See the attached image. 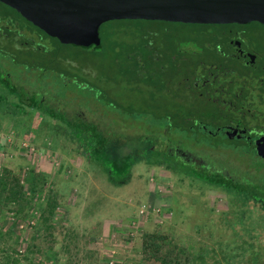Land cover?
<instances>
[{"label": "rangeland", "instance_id": "rangeland-1", "mask_svg": "<svg viewBox=\"0 0 264 264\" xmlns=\"http://www.w3.org/2000/svg\"><path fill=\"white\" fill-rule=\"evenodd\" d=\"M112 23L122 25L127 36L134 33L147 48L148 56L137 52V67L125 56L114 59L108 46L62 44L18 20L16 25L28 33L30 49L1 45L0 68L12 73L17 86L41 93L46 104L69 119L95 123L110 142H118V153L136 151L131 184L123 191L108 188L64 135L54 142L52 132L37 138L0 115V179L7 187L6 199L0 196V226L12 227L11 239L19 231L17 250H25L28 257L36 254L41 264H153L144 256L158 244V254L171 252L180 264H264V205L138 158L148 141L158 148L163 139L184 136L166 130L163 118L170 108L185 103L165 92L167 73L160 71L165 61L158 62L151 51L162 44L163 49H195L196 42L210 41L207 37L215 26L149 20ZM37 118L50 121L38 112L35 123ZM204 143L212 150L217 146ZM225 146L230 147H218ZM181 147L206 159L210 173L219 169L237 182L264 183V161L243 167L228 160L220 148L215 155L199 144ZM164 159L168 158L161 156L156 162ZM16 190L19 196H7Z\"/></svg>", "mask_w": 264, "mask_h": 264}, {"label": "flooded vegetation", "instance_id": "flooded-vegetation-1", "mask_svg": "<svg viewBox=\"0 0 264 264\" xmlns=\"http://www.w3.org/2000/svg\"><path fill=\"white\" fill-rule=\"evenodd\" d=\"M0 8L6 10L4 13L0 9V46L11 44L23 52L29 51L28 33L25 28L16 25L18 20L47 35L1 1ZM197 25L215 26L216 31L209 34L207 38L210 41L204 45L199 41L195 49H163L162 44V48L157 45L151 51L157 61H165L160 70L167 73L165 79L163 77L167 84L165 92L179 104L185 103L170 108L163 118L168 122L166 130H177L184 136L163 139L160 142L162 146L158 148L148 141V146L142 145L139 152L149 149L157 160L161 156L171 159L190 174L231 176L219 169L210 173L206 159L181 146L199 144L209 152L216 151L212 152L215 155L221 149L228 160L241 162L243 167L254 160L264 161V23L249 21ZM22 37H26L24 41ZM37 50H40L39 46ZM2 71L10 73L5 68H0ZM8 76L12 79V75ZM191 100L194 105H190ZM141 140L146 143L147 138L143 136ZM205 141L216 144L213 147L215 150ZM251 183L264 187L262 182L252 180ZM251 189L249 192L253 194L255 190ZM259 203L264 205L263 200H259Z\"/></svg>", "mask_w": 264, "mask_h": 264}, {"label": "trees", "instance_id": "trees-1", "mask_svg": "<svg viewBox=\"0 0 264 264\" xmlns=\"http://www.w3.org/2000/svg\"><path fill=\"white\" fill-rule=\"evenodd\" d=\"M113 21L139 22L147 20H111L105 22L99 27V46L90 47L96 49L108 46L113 53L114 59H121L122 56H125V58L132 59V65L137 67L139 59L137 58V52H142V57L143 53L145 54L144 56H148L147 54H149V52L147 51V48L139 39H136L137 37L134 33L132 35L129 33L131 36L125 35L127 34V31L122 25L115 26V23H112ZM102 28H104V30L101 33ZM8 75H12V73L0 72V115L7 116L11 126L24 130L25 132H31L32 136L37 138H40L43 135L48 136V134L52 132L54 137H52L53 142L57 139L60 140V135H64L65 138L74 143V146L71 148H73L76 153L80 154L88 164L99 173L101 179H103L108 188L117 191H123L128 188L133 180L132 168L136 162V151L131 150L125 154L118 153L116 150L120 146L118 142H110L107 135L103 133L95 123L79 118L74 120L69 119L64 113L46 104L41 93H31L23 87L17 86L12 80L13 77L11 76V79ZM36 112H38L39 116L48 117L50 121L44 120L38 122L37 118L35 121L38 123H35L33 118ZM42 130H44L43 133H41L42 135H39V132ZM146 149L148 148H145V150ZM138 158H145L146 163L152 166H157L161 163L165 164V166H173V170L186 173L190 178L216 187L228 194H243L252 198L255 203H259V200L264 201V187L252 184L249 179L244 182H237L236 178L225 176L223 174H190L188 173V170L184 171L178 166H174L176 163L169 162L168 159L159 161L160 163L156 162L157 157L152 156L149 149L141 152V156H138ZM250 187H253L254 189H251ZM250 189L255 190L253 194L249 192ZM6 190V183L0 179V196L3 199H6V197L3 196V193L6 192ZM19 195V190L14 191V193H7V196L13 198ZM9 226L7 229L0 226V264H41V261H38L34 257L36 254L32 257H28L25 250L23 254L17 250V245L21 242V236L18 231L15 233L16 238L11 239V236L14 234L11 232L12 227L10 228ZM26 249L29 250L28 245L26 246ZM151 249L153 250L151 251ZM151 249L148 250L149 254L144 256L145 261L152 259L153 264H180L178 257L171 254V252L167 251L163 254H158V250L161 249L160 244ZM36 253L41 255L39 250L36 251ZM252 260L253 263L257 262L255 255ZM247 262L248 261L246 260L245 263Z\"/></svg>", "mask_w": 264, "mask_h": 264}, {"label": "water", "instance_id": "water-1", "mask_svg": "<svg viewBox=\"0 0 264 264\" xmlns=\"http://www.w3.org/2000/svg\"><path fill=\"white\" fill-rule=\"evenodd\" d=\"M62 44L99 46L111 20L264 23V0H0Z\"/></svg>", "mask_w": 264, "mask_h": 264}]
</instances>
